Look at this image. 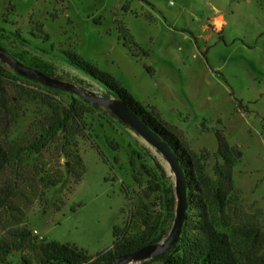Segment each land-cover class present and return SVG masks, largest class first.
Masks as SVG:
<instances>
[{"label": "rangeland", "instance_id": "374dc122", "mask_svg": "<svg viewBox=\"0 0 264 264\" xmlns=\"http://www.w3.org/2000/svg\"><path fill=\"white\" fill-rule=\"evenodd\" d=\"M0 45L26 61L48 62L58 78L102 95L105 88L70 66L63 51L111 74L147 110L156 108L190 150L209 153L212 176L223 162L217 155L223 130L243 152L228 215L233 224L257 219L264 235V0H0ZM49 113L47 105L24 100L10 138ZM84 117L83 179L73 185L66 175L45 192L37 179L23 183L25 194L0 208V238L25 226L33 236L96 257L114 246L115 229L134 236L144 221L166 214L163 190L146 197L154 182L173 184L161 155L105 108ZM35 158L28 157L27 168ZM65 162L62 157L61 168ZM9 172L0 183L12 178ZM174 213L166 214L161 238ZM23 256L36 264L29 250L14 251L7 264H24Z\"/></svg>", "mask_w": 264, "mask_h": 264}, {"label": "trees", "instance_id": "16d2710c", "mask_svg": "<svg viewBox=\"0 0 264 264\" xmlns=\"http://www.w3.org/2000/svg\"><path fill=\"white\" fill-rule=\"evenodd\" d=\"M16 35L19 36V33ZM12 54L23 63L57 77L52 64L38 59L26 61L21 54ZM63 56L70 66L103 86L107 94L124 100L179 157L188 181L187 219L179 241L165 254L152 260L163 264H264L262 225L257 219L233 224L228 215L236 202L232 197L237 192L234 166L242 159L243 152L229 144L223 130L217 131V155L223 162L215 163L212 176L207 171L209 153L190 150L163 123L156 108L147 110L111 74L77 53L65 50ZM24 100L47 105L50 113L33 121L21 137L11 139L10 133L21 115ZM101 108L74 93L53 89L19 75L0 61V174L7 171L12 173V178L8 177L0 183V208L13 197L25 194L23 183L32 178L39 181L42 192L62 184L66 175L72 177L73 185L79 183L85 173L84 160L79 151L80 137L87 131L84 116ZM32 155L36 157L35 162L27 168L26 160ZM62 157L66 159L64 169L60 164ZM153 158L164 171L156 156ZM148 188L147 198L163 190L162 208L166 214L175 209L172 183L164 185L160 180ZM166 214H160L155 223L144 221V229L134 236L126 237L124 233L120 234L118 228L115 229L114 246L96 257L74 245L33 236L28 227L10 228L0 238V264H7L8 257L14 251L24 250L32 253L36 264H110L115 257L159 241ZM23 263L33 264L26 256H23Z\"/></svg>", "mask_w": 264, "mask_h": 264}, {"label": "water", "instance_id": "95a60500", "mask_svg": "<svg viewBox=\"0 0 264 264\" xmlns=\"http://www.w3.org/2000/svg\"><path fill=\"white\" fill-rule=\"evenodd\" d=\"M0 61L26 78L39 81L53 89L74 93L93 104L109 110L115 117L135 131L152 149L161 155L172 175L175 195L174 220L166 236L134 252L115 257L110 264H140L158 258L169 251L180 239L189 209L188 181L179 157L171 146L143 120L124 100L110 94H99L72 81L51 76L29 66L0 46Z\"/></svg>", "mask_w": 264, "mask_h": 264}, {"label": "built area", "instance_id": "2783aa9c", "mask_svg": "<svg viewBox=\"0 0 264 264\" xmlns=\"http://www.w3.org/2000/svg\"><path fill=\"white\" fill-rule=\"evenodd\" d=\"M34 232H35V234H38L37 230H34ZM39 238H40V239H43L42 236H39ZM148 261H150V260H148Z\"/></svg>", "mask_w": 264, "mask_h": 264}]
</instances>
